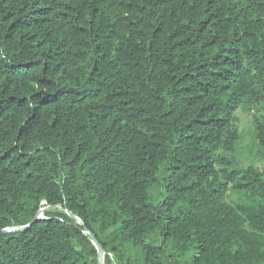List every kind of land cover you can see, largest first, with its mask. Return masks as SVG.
<instances>
[{
	"label": "trees",
	"instance_id": "1",
	"mask_svg": "<svg viewBox=\"0 0 264 264\" xmlns=\"http://www.w3.org/2000/svg\"><path fill=\"white\" fill-rule=\"evenodd\" d=\"M259 163L264 0H0V264H264Z\"/></svg>",
	"mask_w": 264,
	"mask_h": 264
},
{
	"label": "water",
	"instance_id": "2",
	"mask_svg": "<svg viewBox=\"0 0 264 264\" xmlns=\"http://www.w3.org/2000/svg\"><path fill=\"white\" fill-rule=\"evenodd\" d=\"M42 210L43 209H40L38 211L36 217L29 224H26V225H23V226L11 227V228L10 227L9 228L7 227V228L2 229L1 232L17 231V230H22V229H25V228L30 227L33 222H35L36 220H39V219H42L43 218ZM68 214L71 215L73 218H75L77 221H79V219L76 216H74V215H72L70 213H68ZM84 232L90 236V238L92 239V242H93L94 246L97 249V264H103V262H104V254L105 253H104V250H103L102 246L97 242V240L95 239V237L87 229H85Z\"/></svg>",
	"mask_w": 264,
	"mask_h": 264
},
{
	"label": "rangeland",
	"instance_id": "3",
	"mask_svg": "<svg viewBox=\"0 0 264 264\" xmlns=\"http://www.w3.org/2000/svg\"><path fill=\"white\" fill-rule=\"evenodd\" d=\"M239 116H240V118H241V121H240V123H239V125H240V128L242 129V130H246L247 129V127H248V125H249V119H250V116H244L242 113H239ZM246 163H248V161H246ZM259 166H261V167H264V163H259L258 164Z\"/></svg>",
	"mask_w": 264,
	"mask_h": 264
}]
</instances>
